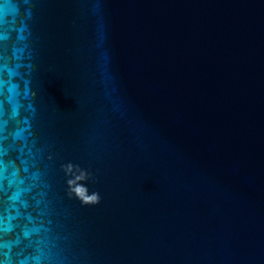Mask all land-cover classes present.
<instances>
[{
	"label": "water",
	"instance_id": "1",
	"mask_svg": "<svg viewBox=\"0 0 264 264\" xmlns=\"http://www.w3.org/2000/svg\"><path fill=\"white\" fill-rule=\"evenodd\" d=\"M12 3L54 264H264V0Z\"/></svg>",
	"mask_w": 264,
	"mask_h": 264
},
{
	"label": "clouds",
	"instance_id": "2",
	"mask_svg": "<svg viewBox=\"0 0 264 264\" xmlns=\"http://www.w3.org/2000/svg\"><path fill=\"white\" fill-rule=\"evenodd\" d=\"M27 2L32 4L31 0ZM92 9L99 11L100 0H94ZM29 37V25L25 22L22 26L19 22L18 7L12 0H0V137L3 138L0 144V264H54L57 258L52 243L50 201L41 197L33 205L26 199L32 188L47 184V168L43 162L53 160L47 148L38 143L32 126L34 111L25 116L27 101L35 100L36 95L32 92L29 97L28 89L19 82ZM31 107L34 110L35 104ZM9 138L18 147L31 146L23 163L7 158ZM72 164H62L61 170ZM85 171L92 180L91 171ZM91 194L96 201L86 205L67 188L68 198H76L82 206L100 203L99 192Z\"/></svg>",
	"mask_w": 264,
	"mask_h": 264
}]
</instances>
